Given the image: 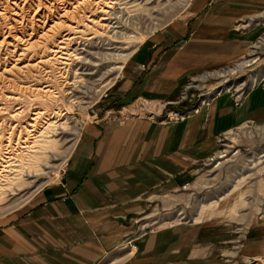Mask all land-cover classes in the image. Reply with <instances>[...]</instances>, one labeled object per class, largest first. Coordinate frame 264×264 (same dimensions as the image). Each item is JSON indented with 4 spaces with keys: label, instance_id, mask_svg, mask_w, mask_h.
Segmentation results:
<instances>
[{
    "label": "rangeland",
    "instance_id": "rangeland-1",
    "mask_svg": "<svg viewBox=\"0 0 264 264\" xmlns=\"http://www.w3.org/2000/svg\"><path fill=\"white\" fill-rule=\"evenodd\" d=\"M167 1L157 0L153 6ZM195 1L180 5L174 16H161L114 40L94 26L91 33L100 34L94 47L85 41L80 46L89 51L91 68L76 61L71 65L69 79L76 87L72 94L56 67L47 78L46 67L33 66L40 56L50 54L47 50L63 32L55 41H42L39 51L44 53L32 48L29 56L15 61L28 45L15 36H21L26 25H42L38 5L47 8L55 0H0V144L8 145L17 126L12 140L16 146L19 132L26 135L35 112L48 115L39 121L36 137H42L34 141L32 158H27L34 162H25L32 169L11 176L18 191L0 202V226L14 223L40 204L45 191L64 187L87 125L135 118L166 126L198 121L199 153L194 147L190 154L185 147L183 170L167 182L166 190L146 196L141 211L129 214L131 241L124 249L128 248L126 256L135 248L134 255L111 264H264V110L249 107L257 92L264 101V0H210L193 13ZM129 7L133 13L141 9L135 1ZM206 22L230 32L213 40L229 44L230 58L185 74L164 98L144 95L140 87L158 60L154 56L165 48H180ZM77 47L75 43L72 52ZM148 48L154 55L141 61ZM120 66L123 69H114ZM129 77L134 87L120 92ZM46 85L53 87L51 97L41 90ZM57 111L66 117L53 126Z\"/></svg>",
    "mask_w": 264,
    "mask_h": 264
},
{
    "label": "crops",
    "instance_id": "crops-1",
    "mask_svg": "<svg viewBox=\"0 0 264 264\" xmlns=\"http://www.w3.org/2000/svg\"><path fill=\"white\" fill-rule=\"evenodd\" d=\"M209 1H195L193 13ZM229 34L206 22L180 48L162 50L140 87L144 95L164 98L185 74L229 59V44L213 41ZM150 50L141 61L154 55ZM133 87L129 77L119 91ZM261 99L262 93H255L249 107L263 111ZM199 136L198 121L166 126L135 118L87 125L64 187L45 191L40 204L0 226V264H111L128 259L135 250L125 256L124 245L131 241L129 214L141 211L142 200L153 190L167 189V182L183 170L185 147L190 154L194 147L199 153Z\"/></svg>",
    "mask_w": 264,
    "mask_h": 264
},
{
    "label": "bare ground",
    "instance_id": "bare-ground-1",
    "mask_svg": "<svg viewBox=\"0 0 264 264\" xmlns=\"http://www.w3.org/2000/svg\"><path fill=\"white\" fill-rule=\"evenodd\" d=\"M133 1L140 2L141 9L139 10L138 13H133L131 11V8L129 7L130 4L133 3ZM160 1H164V0H160ZM173 1L174 0H168L167 3L159 2L157 5L153 6L154 4H156L157 0H130V1H126V0H55V4L51 3L50 6H48L47 8H44L42 3H40L37 7L36 13L39 17L38 21H40V24L42 25H39V24L37 25L35 23H32L31 26L26 25L21 36H18V35L15 36L16 41L18 42L23 41L25 43H28L26 48L24 50L22 49L20 58H18L15 61H20L22 57L29 56L27 55V53L32 48H35L38 50L39 53H37L36 51L37 54L44 53L42 51H39L41 50L40 45L44 43V42L42 43V41L49 43V41H53L57 36L61 35L63 32L64 35L62 36L61 40H59L58 42H54V43L52 42L53 43L52 46L50 45L51 47L47 50L48 53L50 54L47 56L45 54L40 56L39 62L34 64L33 66L34 67L42 66L41 68L46 67L44 68L43 73L46 74L47 78H50L51 75L53 74L52 66L56 67L58 71L57 73L60 75L61 78L65 79L64 87L69 88L71 93L75 94L76 87L73 89L74 82H71V80L69 79V76L71 74V65H73L76 61V63L81 64L86 67L91 66V64L87 62L86 60L87 56L90 55L88 53L89 51L87 52L86 49H83L80 46L83 45L82 41H85L86 43H88L87 45L90 47L94 45L93 44L94 40L100 35V34H97L99 33L97 31H96L97 33H94V34L91 33V31H93L91 29L94 26L95 27L97 26L100 30H102V34L104 36L106 35L105 37L109 36L108 38H111L113 40L118 39L119 37L122 38V35L123 36L125 34L127 35V32H129L130 30L142 29L145 24H147L148 22H151L152 20H156L161 16H167V15L174 16L175 12L179 10L180 5H183L186 3L190 5L189 1L191 2V0H179L178 2H173ZM41 29L42 31H40ZM132 32L134 31H131L130 33ZM51 34L53 35L51 36ZM37 37H38L37 39L38 42L37 41L31 42ZM75 43L78 45L77 51L80 50V53L78 54H76L77 51L72 52L71 47L75 45ZM114 43H119V42L115 41ZM2 44H3V41L0 42V45ZM83 46H85V43ZM15 52L16 50L11 52L10 55L13 56ZM5 59L7 60V58ZM241 67H239L238 69H242ZM114 69L121 70L123 69V66H120ZM40 78H43V77H40ZM43 81H47V80L43 79ZM76 81L79 82L80 80L79 81L76 80ZM45 84H48V83L45 82ZM52 89H53L52 86L46 85L41 90L42 92L44 91V93H46L48 96L51 97L52 94H54L53 93L54 90L52 91ZM53 113H54L52 115L53 118L51 117L52 118L51 120H53V123H52L53 126L54 124L56 125L59 124L60 121L66 117L64 114H62L61 111H57ZM44 115H46L45 112L44 113L35 112L33 119H31L33 121V124L29 126L30 129H28L27 132L25 131L26 135L24 136L22 131L19 132L18 143L16 144V146H13L12 140H13L14 133H16L15 129L17 126L13 128L12 132L9 135L10 138L8 139L9 140L8 145L4 146L0 144V202L5 201L7 198H9V196L10 197L14 196L16 192L18 191L14 188L15 179L14 178L12 179L11 176L12 175L23 176L26 172L28 173V170L32 169L31 166L33 165L25 164V162L26 160L34 162L33 159H27V158H32L29 154H31V152L33 151L32 149L35 148L34 141H36L38 137H42L40 135L36 137V134L40 133L38 132L39 131L38 126L41 125L39 124V121L43 118ZM42 121L43 120H41V122ZM3 138L1 136L0 140L2 141ZM14 205H15V202H14Z\"/></svg>",
    "mask_w": 264,
    "mask_h": 264
}]
</instances>
